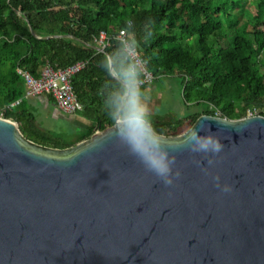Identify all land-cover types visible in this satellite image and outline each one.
I'll return each mask as SVG.
<instances>
[{
  "label": "water",
  "instance_id": "water-1",
  "mask_svg": "<svg viewBox=\"0 0 264 264\" xmlns=\"http://www.w3.org/2000/svg\"><path fill=\"white\" fill-rule=\"evenodd\" d=\"M201 126L220 153L183 147ZM113 130L58 148L0 117V264H264V115L159 134L180 171L170 186Z\"/></svg>",
  "mask_w": 264,
  "mask_h": 264
},
{
  "label": "trees",
  "instance_id": "trees-1",
  "mask_svg": "<svg viewBox=\"0 0 264 264\" xmlns=\"http://www.w3.org/2000/svg\"><path fill=\"white\" fill-rule=\"evenodd\" d=\"M122 29L153 77L179 76L185 104L206 106L187 117L191 124L203 113L238 119L259 108L264 115V0H0V115L18 122L27 138L58 148L114 125L108 114L132 64L118 38ZM102 31L104 52L95 48ZM80 61L85 65L72 84L84 106L80 114L91 123L68 140L66 132L39 123L37 96H25L19 69L39 77L47 64ZM141 88L144 93V82ZM150 118L163 135L186 122L172 114Z\"/></svg>",
  "mask_w": 264,
  "mask_h": 264
},
{
  "label": "clouds",
  "instance_id": "clouds-1",
  "mask_svg": "<svg viewBox=\"0 0 264 264\" xmlns=\"http://www.w3.org/2000/svg\"><path fill=\"white\" fill-rule=\"evenodd\" d=\"M140 75L137 64H129L123 71L124 91L117 97L115 110L108 114L114 122L113 135L147 171L155 174L165 186H170L174 177L180 176V171L173 172L175 157L169 155L168 146L153 127ZM202 132L203 136L200 135ZM183 147L192 153L208 155L220 153L224 145L210 128L201 126L186 134ZM216 179L218 181V177ZM224 190L227 191L228 187L225 186Z\"/></svg>",
  "mask_w": 264,
  "mask_h": 264
},
{
  "label": "built area",
  "instance_id": "built-area-1",
  "mask_svg": "<svg viewBox=\"0 0 264 264\" xmlns=\"http://www.w3.org/2000/svg\"><path fill=\"white\" fill-rule=\"evenodd\" d=\"M127 37L128 34L125 29H122L118 34V38L123 41L132 64H137V67L145 75L143 82L146 84L147 89L148 83L152 80L153 75L147 70L146 62L142 59L140 52L130 45ZM107 38L106 33L102 31L99 37L100 47H106ZM142 63L144 64V70H142ZM84 65L85 62L83 61L77 62L66 68H54L50 64H47L39 77H35L31 73L19 69V73L24 77L27 86L25 96L36 97L39 95H49L63 112L68 114L79 113L83 110L84 106L77 97L72 80L74 75L80 71ZM20 100L21 99L15 101L13 104L19 103ZM252 114L251 112L250 115Z\"/></svg>",
  "mask_w": 264,
  "mask_h": 264
},
{
  "label": "rangeland",
  "instance_id": "rangeland-1",
  "mask_svg": "<svg viewBox=\"0 0 264 264\" xmlns=\"http://www.w3.org/2000/svg\"><path fill=\"white\" fill-rule=\"evenodd\" d=\"M251 9L254 8L252 4ZM147 94L161 97L160 104L155 107V114L167 115L172 114L176 117L186 118L185 124L181 127L183 132L187 131L191 126L189 117L193 113L203 112L206 109L205 105L187 106L182 95L181 78L179 76H158L153 77L148 83ZM261 111L257 108L252 115H256ZM251 112H249L250 115ZM204 114V113H203ZM37 116L39 123L46 129L55 133L66 132L65 138L71 140L74 133L71 132L69 125L53 112L44 109L38 105ZM0 117H2L0 115Z\"/></svg>",
  "mask_w": 264,
  "mask_h": 264
},
{
  "label": "crops",
  "instance_id": "crops-1",
  "mask_svg": "<svg viewBox=\"0 0 264 264\" xmlns=\"http://www.w3.org/2000/svg\"><path fill=\"white\" fill-rule=\"evenodd\" d=\"M144 98L145 102L148 104L150 114H155V107L160 104L161 97L147 94L145 90ZM36 101H38L39 105H42L44 109L53 112L56 116H59L60 119H63L69 125L71 132L74 133V135L86 131L91 123L90 120L81 115L80 112L75 114L63 112L47 95L37 96Z\"/></svg>",
  "mask_w": 264,
  "mask_h": 264
}]
</instances>
